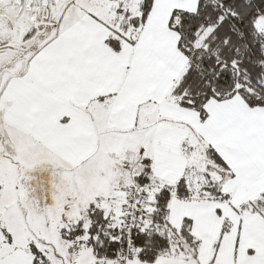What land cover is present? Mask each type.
<instances>
[{
  "label": "snow or ice",
  "instance_id": "snow-or-ice-1",
  "mask_svg": "<svg viewBox=\"0 0 264 264\" xmlns=\"http://www.w3.org/2000/svg\"><path fill=\"white\" fill-rule=\"evenodd\" d=\"M0 264H264V0H0Z\"/></svg>",
  "mask_w": 264,
  "mask_h": 264
}]
</instances>
